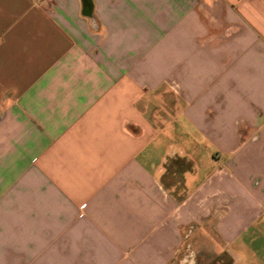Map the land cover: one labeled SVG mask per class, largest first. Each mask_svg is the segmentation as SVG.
I'll return each mask as SVG.
<instances>
[{"label":"crops","instance_id":"crops-1","mask_svg":"<svg viewBox=\"0 0 264 264\" xmlns=\"http://www.w3.org/2000/svg\"><path fill=\"white\" fill-rule=\"evenodd\" d=\"M181 250L264 264V0H0V264Z\"/></svg>","mask_w":264,"mask_h":264},{"label":"rangeland","instance_id":"rangeland-1","mask_svg":"<svg viewBox=\"0 0 264 264\" xmlns=\"http://www.w3.org/2000/svg\"><path fill=\"white\" fill-rule=\"evenodd\" d=\"M192 255V250H181L180 252H179V254H178V256L176 257L177 259L174 261V263L173 264H179V262H178V259L179 258H181V259H186V263L185 264H188V261L189 260H191L190 258V256ZM184 264V263H183Z\"/></svg>","mask_w":264,"mask_h":264},{"label":"flooded vegetation","instance_id":"flooded-vegetation-1","mask_svg":"<svg viewBox=\"0 0 264 264\" xmlns=\"http://www.w3.org/2000/svg\"><path fill=\"white\" fill-rule=\"evenodd\" d=\"M196 264H204V263H202V262L200 263V262L197 261Z\"/></svg>","mask_w":264,"mask_h":264}]
</instances>
